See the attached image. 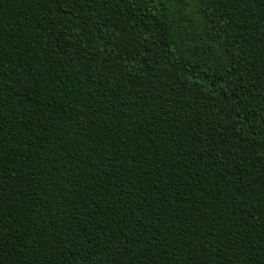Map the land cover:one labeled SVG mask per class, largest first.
Masks as SVG:
<instances>
[{"label": "trees", "instance_id": "obj_1", "mask_svg": "<svg viewBox=\"0 0 264 264\" xmlns=\"http://www.w3.org/2000/svg\"><path fill=\"white\" fill-rule=\"evenodd\" d=\"M0 264H264V0H0Z\"/></svg>", "mask_w": 264, "mask_h": 264}]
</instances>
